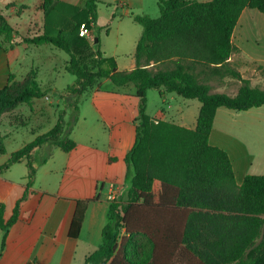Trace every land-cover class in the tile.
Wrapping results in <instances>:
<instances>
[{
	"label": "trees",
	"instance_id": "16d2710c",
	"mask_svg": "<svg viewBox=\"0 0 264 264\" xmlns=\"http://www.w3.org/2000/svg\"><path fill=\"white\" fill-rule=\"evenodd\" d=\"M98 3L87 0L78 7L43 0V33L24 39L25 44L52 45L70 56L66 69L76 81L65 90L64 105L73 115L67 121V110H62L53 129L0 166V172L23 161L28 167L26 190L8 221L0 203L2 249L38 169L54 148L67 153L77 148L70 136L80 119V98L97 82L110 79L117 87L135 86L140 113L135 143L125 159V194L112 200L102 244L85 264H264V175H247L238 185L229 152L211 142L219 108L242 112L264 107V90L252 87L229 62L238 50L233 35L242 14L246 9L264 14V0H159V18L134 17L143 35L132 71H119L116 61L100 50ZM83 24L92 30L94 42L98 38L96 49L79 35ZM18 33L0 15V49L4 43L14 47ZM213 78L236 79L242 87L236 96L212 93ZM14 83L12 74L0 77V104L11 88L17 89L12 106L32 105L47 95L37 79ZM149 90L199 100L196 129L150 117ZM44 148L48 154L35 163L34 155ZM5 153L0 141V154ZM91 201L77 202L70 238L80 236Z\"/></svg>",
	"mask_w": 264,
	"mask_h": 264
},
{
	"label": "crops",
	"instance_id": "0c3cea01",
	"mask_svg": "<svg viewBox=\"0 0 264 264\" xmlns=\"http://www.w3.org/2000/svg\"><path fill=\"white\" fill-rule=\"evenodd\" d=\"M62 1L80 7L87 2ZM117 1L122 8L130 6L129 0ZM237 51L238 53L235 52L229 60L233 67L234 61L244 58L242 48L238 47ZM104 56L110 58L105 53ZM249 61L264 67V61ZM117 67L119 71H132L136 68V60H132L128 70H120L118 63ZM242 76L250 81L252 87L264 90V76L255 72L250 76ZM227 79L232 78H213L210 82L211 92L236 96L242 82L239 81V85H235L236 89L230 91ZM101 81L86 91L91 93L92 97L90 116L81 114L72 132L77 148L68 153L55 148L52 157L38 169L35 185L27 200L21 204L19 219L9 230L5 248L2 249V243L0 244V264H85L86 258L100 248L111 202L115 197L124 194L128 169L125 159L135 143L139 118L130 115L125 106V102L134 95L121 93L119 90L103 92L99 86ZM215 82L221 84L219 90L214 89ZM160 97L163 102L170 104V93H164ZM185 101L184 105L190 108V112L193 108L191 125H188L185 113L180 123L170 119V111L166 109L162 110L161 117L148 115L195 130L202 104L197 99ZM168 107L170 108V105ZM243 117L248 118L247 128L256 136L255 150L249 135L245 137L237 131L236 126L243 121ZM228 119L231 120L230 131L222 125L223 120ZM214 131L211 142L229 152L238 185H241L247 175H264V107L242 112L221 107L214 120ZM2 155H7V151ZM7 160L8 157L5 156L0 161V166ZM27 184L26 161L0 172V203L5 205L6 221L12 217ZM79 200L93 201L88 203L80 236L72 239L68 232ZM0 233L3 236L2 231Z\"/></svg>",
	"mask_w": 264,
	"mask_h": 264
},
{
	"label": "rangeland",
	"instance_id": "374dc122",
	"mask_svg": "<svg viewBox=\"0 0 264 264\" xmlns=\"http://www.w3.org/2000/svg\"><path fill=\"white\" fill-rule=\"evenodd\" d=\"M98 1L97 25L100 28V49L118 63L120 70H128L132 60H135L137 42L143 35V27L134 21V17L159 18L161 15L159 0H129L130 6H125V8H122L117 0ZM197 1L208 2L211 0ZM42 5L43 0H0V15L8 17L14 29L19 32L15 36L14 47L4 43L0 49V77L7 78L12 74L15 83H22L26 78L31 77L37 79L42 88L47 90V95L34 100L32 105H11L10 102L17 93V89L11 92L13 90L11 88L8 90L9 93L2 96L4 103L0 104V141L7 151L5 156L8 158L12 153L32 142L37 136L53 129L62 110H67L65 117L67 121H70L73 115L67 105H64L66 103L64 100L65 90L76 81V77L66 69L70 62V56L52 45L35 46L24 43L25 38H32L43 33L45 15ZM89 42L92 49H96L95 42L91 40ZM233 42L237 48H242L244 57L234 61V67L245 76H250L254 72L264 76V67H259L256 63L249 61L251 59L264 61V14L254 9L245 11L234 32ZM262 65L264 66V63ZM227 82L230 91L235 88L236 84L239 85V80L236 79H227ZM101 83L99 86L103 92L119 90L121 93L134 95L125 102V106L130 115L139 117L140 100L135 96L136 88L133 84L117 87L110 79H104ZM220 86L221 84L218 82L213 84L215 90H219ZM91 98V93L88 92L80 98V115L90 114ZM184 102H186L184 98L170 94V104H167L163 102L159 91L150 90L148 114L153 117H161L162 110L166 109L170 111V119L180 123L181 117L185 113L188 125H191L193 123L191 115L193 108L190 112V108H186ZM242 120L236 126L237 131L245 137L249 135L252 148L255 150L256 136L247 128L248 118L243 117ZM220 122L222 120L218 122V126ZM223 123L222 125L230 131L231 120H223ZM70 138L73 139L72 134ZM259 150L262 151L261 148ZM47 154L48 152L44 148L34 155L33 161L37 163ZM5 156L0 154V161ZM2 238L0 233V244Z\"/></svg>",
	"mask_w": 264,
	"mask_h": 264
},
{
	"label": "built area",
	"instance_id": "2783aa9c",
	"mask_svg": "<svg viewBox=\"0 0 264 264\" xmlns=\"http://www.w3.org/2000/svg\"><path fill=\"white\" fill-rule=\"evenodd\" d=\"M79 35L85 39H87L88 41H94V37H93V34H92V30L86 25V24H83L81 27H80V31H79Z\"/></svg>",
	"mask_w": 264,
	"mask_h": 264
},
{
	"label": "water",
	"instance_id": "95a60500",
	"mask_svg": "<svg viewBox=\"0 0 264 264\" xmlns=\"http://www.w3.org/2000/svg\"><path fill=\"white\" fill-rule=\"evenodd\" d=\"M98 42V38L95 40V43H97Z\"/></svg>",
	"mask_w": 264,
	"mask_h": 264
}]
</instances>
